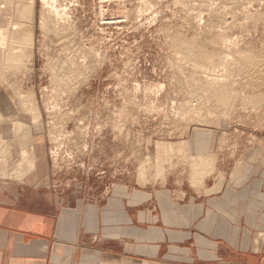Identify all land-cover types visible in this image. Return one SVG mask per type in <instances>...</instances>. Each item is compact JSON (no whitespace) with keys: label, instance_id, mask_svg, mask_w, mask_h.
Instances as JSON below:
<instances>
[{"label":"rangeland","instance_id":"374dc122","mask_svg":"<svg viewBox=\"0 0 264 264\" xmlns=\"http://www.w3.org/2000/svg\"><path fill=\"white\" fill-rule=\"evenodd\" d=\"M14 1L0 190L188 205L264 166V0Z\"/></svg>","mask_w":264,"mask_h":264},{"label":"crops","instance_id":"0c3cea01","mask_svg":"<svg viewBox=\"0 0 264 264\" xmlns=\"http://www.w3.org/2000/svg\"><path fill=\"white\" fill-rule=\"evenodd\" d=\"M88 197L0 190V264H264V166L188 205Z\"/></svg>","mask_w":264,"mask_h":264},{"label":"bare ground","instance_id":"6f19581e","mask_svg":"<svg viewBox=\"0 0 264 264\" xmlns=\"http://www.w3.org/2000/svg\"><path fill=\"white\" fill-rule=\"evenodd\" d=\"M42 1H45L46 3H50L48 2V0H42ZM53 1L54 0H52V2ZM16 4L17 3L14 0H0V47H2L5 42L6 34L4 31L7 29L8 24L10 23V21L12 22V20L19 18L17 16L19 10L17 9L18 7ZM50 6H52L51 3H50ZM19 21L18 23H20Z\"/></svg>","mask_w":264,"mask_h":264}]
</instances>
